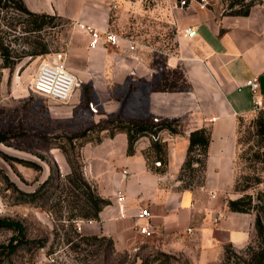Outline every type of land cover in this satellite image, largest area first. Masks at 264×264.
<instances>
[{
	"label": "rangeland",
	"instance_id": "obj_1",
	"mask_svg": "<svg viewBox=\"0 0 264 264\" xmlns=\"http://www.w3.org/2000/svg\"><path fill=\"white\" fill-rule=\"evenodd\" d=\"M0 1V46L8 48L11 56L21 57L13 67L2 68L0 55V245L5 246L0 247V264H232L223 261V251L218 256L202 249L188 229L171 235L152 229L150 235L132 238L125 247L116 248L109 237L82 228V222L89 220L69 219L64 177L70 168L59 146L82 163L79 145L107 134L100 130L101 120L114 114L104 111V100L92 90L86 53L85 58H66L77 79L70 97L76 95L77 102L70 117H49L46 109L56 102L33 93L30 87L38 64L55 52L68 54L71 38L78 35L79 43V36L88 35L90 27L113 31L132 41L135 51L151 55L159 80L155 86L184 87L180 69L163 65L164 54L175 45L177 31L171 21L178 0H23L32 11L54 15L36 34L23 31L25 16L13 9L10 0ZM263 3L256 0L254 5ZM207 7L223 15L229 11L221 0H208ZM33 39L46 44L48 52L22 56L31 49ZM105 47L122 52L120 46ZM129 87L134 94V86ZM121 89H111L110 98L117 95L122 98L120 103L126 101V87ZM256 119L264 120V111L255 110L237 120L236 198L264 191V146ZM83 133L84 137L73 138ZM194 167L197 170L192 173L185 172L181 185L200 184L203 172L197 164ZM255 177L261 182L256 184ZM235 184L238 189L251 187L235 191ZM15 222L22 226L21 232Z\"/></svg>",
	"mask_w": 264,
	"mask_h": 264
},
{
	"label": "crops",
	"instance_id": "obj_2",
	"mask_svg": "<svg viewBox=\"0 0 264 264\" xmlns=\"http://www.w3.org/2000/svg\"><path fill=\"white\" fill-rule=\"evenodd\" d=\"M172 13L175 45L164 54L163 65L180 69L184 87L155 88L159 80L152 56L129 50L125 41L120 45L122 52L117 53L101 44L89 47V35H80L79 43L78 35L70 40L66 58H85L87 54L92 90L104 100L105 112L120 111L125 118L180 120L177 133L165 129L158 133L166 144L163 171L153 164L149 136L139 137L131 154L126 152L124 132L104 134L98 141H86L79 147L85 177L109 200L97 220L81 226L109 237L116 248H122L132 238L142 236L135 215L139 207H147L153 231L171 235L188 229L202 249L220 256L225 244L239 250L254 235V214L228 210L226 198L237 196L233 191L237 120L255 111L245 81L256 78L258 91L264 94V3L251 6L247 15H223L195 2L176 7ZM187 27L191 32L184 35ZM130 84L134 94H130ZM117 86L121 90L126 87L128 93L122 103L117 95L110 98L111 89ZM76 102L75 95L66 103L50 105L47 115L70 117ZM198 128L210 133L203 179L185 188L179 172L189 133ZM118 193L123 195L121 199Z\"/></svg>",
	"mask_w": 264,
	"mask_h": 264
},
{
	"label": "trees",
	"instance_id": "obj_3",
	"mask_svg": "<svg viewBox=\"0 0 264 264\" xmlns=\"http://www.w3.org/2000/svg\"><path fill=\"white\" fill-rule=\"evenodd\" d=\"M222 3L225 2L229 11L226 15H247L251 6L255 4L256 0H221ZM13 9L18 14H23L25 16L26 27L24 32H29L30 34L39 33L44 27L48 26L53 19L54 15L45 12H36L28 9L23 0H10ZM3 4L0 1V5ZM235 6L237 8L233 9ZM35 36V35H33ZM31 49L25 51L22 56H38L48 52L47 45L44 43H39L36 39L31 41ZM0 55L2 58L1 67L11 68L15 65L16 61L19 60L20 56H11L8 48L3 45L0 46ZM165 80V79H164ZM174 87V86H173ZM172 87V88H173ZM155 88H161L155 86ZM161 89H170L169 87H162ZM264 111V110H259ZM116 111L112 114L107 115V119L101 120L104 124L100 127V130H107V135L112 136L116 132H124L127 135V149L126 152L131 154L134 151V143L141 136L156 135L159 131L165 129L170 133H177L180 120L177 118L163 119L154 122L152 117H142V118H125ZM256 126L258 127V134L263 137L264 146V120L256 119ZM85 134L73 135V138H82ZM100 138H96L94 141H98ZM210 139L209 130L206 128H198L189 133L188 148L186 152L185 160L181 166L179 172V179L182 181V177L185 176V172L189 171L192 173L197 170L194 167V163L197 164L203 172L205 165V156L208 142ZM86 141H93L90 139ZM82 144L79 145V147ZM78 147V148H79ZM65 159L69 165L70 171L65 175L64 180L67 182V198L65 202L70 205V215L69 219L73 220L75 218L85 219V220H97L100 210L109 203L108 199L101 197L93 181L85 178L83 174V162L77 160H72L64 147L59 146ZM150 152L153 157V164L157 166V170L163 171L166 165V144L160 140V138L152 139L150 143ZM148 155V153H146ZM78 153L75 159L78 158ZM264 161V159H263ZM159 162V164H156ZM191 177V174H189ZM255 183L261 182L260 177H255ZM191 182H186L182 185L185 188L191 187ZM251 187L250 185H245L243 188L238 189L237 185H234V190H244ZM226 206L228 210L253 213L254 214V235L250 241L239 250H236L230 243L223 246V261L230 262L232 264H264V191H256L255 196L250 193H244L237 198H228L226 200ZM12 222V221H11ZM5 224V223H3ZM18 232H21L22 226L20 223L15 222ZM2 223L0 222V226ZM5 248V246H1ZM13 248L9 249V252ZM3 254L0 249V255Z\"/></svg>",
	"mask_w": 264,
	"mask_h": 264
},
{
	"label": "built area",
	"instance_id": "obj_4",
	"mask_svg": "<svg viewBox=\"0 0 264 264\" xmlns=\"http://www.w3.org/2000/svg\"><path fill=\"white\" fill-rule=\"evenodd\" d=\"M191 2H195L200 8H204L208 4V0H178L176 5L178 7L188 6ZM191 32V28L184 29V35H188ZM89 46L95 47L99 44L109 46H120L123 41L127 42V48L129 50L134 49L132 41L123 38L117 33L108 29H100L90 27L88 29ZM77 79L74 73H72L66 65V53L55 52L51 54L47 60H42L34 73L31 82V91L39 94L52 102L66 103L70 100V97L74 91ZM245 84L250 87L252 92L253 110H264V94L258 91V81L256 78H251L245 81ZM90 108L94 110L93 105ZM154 122L159 119L152 118ZM156 135H151L152 139L158 138ZM159 164V162H156ZM122 194L118 193V198L121 199ZM136 219L140 221L137 225V231L141 235L148 236L152 233V223L150 222V211L147 207H139L136 212Z\"/></svg>",
	"mask_w": 264,
	"mask_h": 264
}]
</instances>
